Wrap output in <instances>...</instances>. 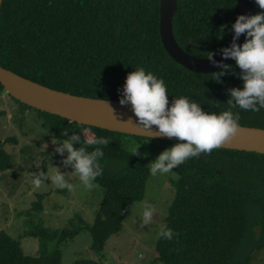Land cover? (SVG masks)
Returning <instances> with one entry per match:
<instances>
[{"label":"trees","instance_id":"obj_1","mask_svg":"<svg viewBox=\"0 0 264 264\" xmlns=\"http://www.w3.org/2000/svg\"><path fill=\"white\" fill-rule=\"evenodd\" d=\"M236 4L237 0H178L176 42L196 58L216 55L230 38ZM158 7L160 0H4L0 66L56 91L117 102L127 74L142 67L163 79L169 106L183 96L207 113L230 110L227 90L242 89L243 80L229 73L217 81L214 73H194L173 60L161 41ZM261 12L255 4V14ZM230 65L240 72L235 60ZM4 92L0 84V96ZM34 111L46 120L53 139L63 141L72 134L82 141L89 135L110 138L99 161L103 174L94 181L104 191L103 200L91 226L77 217L71 227L27 231L23 237L39 241L34 256L25 255L22 237L14 239L1 231L0 264H60L58 247L84 228L92 237L91 250L101 254L121 230L129 207L142 201L148 176L147 167L122 147V140L156 141L162 147L180 142L120 134ZM231 111L239 112V125L264 129V108ZM5 144L0 139V172L11 165ZM173 185L165 226L179 236L157 239L151 264H250L251 250L264 248V155L219 148L178 166ZM44 198L38 196L36 213L42 211ZM255 227L258 236H252ZM76 264L100 263L88 259Z\"/></svg>","mask_w":264,"mask_h":264},{"label":"rangeland","instance_id":"obj_2","mask_svg":"<svg viewBox=\"0 0 264 264\" xmlns=\"http://www.w3.org/2000/svg\"><path fill=\"white\" fill-rule=\"evenodd\" d=\"M0 139L11 157L10 167L0 172V232L4 231L14 239H20L25 255L34 256L39 249V241L23 235L36 227L52 230L71 227V221L80 217L86 226H91L98 213L103 189L98 187L86 191L73 169L62 163V157L55 151L59 141L53 139L46 120L31 109L17 104L4 92L0 96ZM140 145L139 155H135L148 169L141 202L132 204L125 215L121 230L106 243L101 254L91 250L92 237L83 229L74 239L62 243L58 249L61 254L60 264H76L78 261L92 259L100 264H151L155 257L156 234L160 225H165L170 206L174 199L173 183L178 177V167L165 175H150L149 164L166 149L175 144L162 147L156 141L138 142L131 138L122 140V147L129 151L132 143ZM57 168L64 173L73 190L59 189L46 180L39 189L31 183L30 173L43 172L52 175ZM38 196H44L42 211L36 213L33 206L38 203ZM143 202L154 205L157 209L154 222L140 226ZM75 224H77L75 222ZM259 235L255 227L254 235ZM252 237H250L251 240ZM250 264H264V248L251 250ZM160 264V263H154Z\"/></svg>","mask_w":264,"mask_h":264},{"label":"clouds","instance_id":"obj_3","mask_svg":"<svg viewBox=\"0 0 264 264\" xmlns=\"http://www.w3.org/2000/svg\"><path fill=\"white\" fill-rule=\"evenodd\" d=\"M260 9L264 10V0H255ZM234 36L230 47L221 48L219 53L223 59H234L239 73L232 70L231 65L216 61L215 53L209 52L207 59L221 69L216 74V80L231 73L243 80V88H230V99L227 101L230 110L220 114L207 113L201 106L191 102L186 97L174 98L169 106L167 88L163 79L157 78L151 72L138 67L127 74L119 103L131 105L136 118V126L145 130H154L156 137L177 138L171 148L164 150L154 162L150 163V175H165L190 158H199L201 154L210 155L230 144L239 132V112L233 113L231 109L239 107L242 110L259 112L264 108V12L255 15H239L232 25ZM245 35L242 45L236 43L237 39ZM129 120H133L131 117ZM155 126V128H153ZM86 133L88 129L84 130ZM63 135H67L64 132ZM81 144L79 148L74 144ZM110 138L87 136L83 141L79 134H72L68 139L59 143L55 151L62 157L67 152L66 159L62 160L65 167L70 166L73 175L78 177L80 184L86 191L98 187L94 181L102 176L103 168L99 163L104 156L103 147L108 146ZM93 150L89 151V148ZM140 145L135 142L129 148L132 155H139ZM52 175L43 172L30 173L31 183L39 189L46 180L59 189L73 190L74 185L68 182L64 173L57 168ZM140 226L150 225L154 222L157 209L154 205L143 202ZM123 215V210L121 211ZM179 233L174 232L165 225H160L156 234L157 239L171 241L178 238Z\"/></svg>","mask_w":264,"mask_h":264},{"label":"water","instance_id":"obj_4","mask_svg":"<svg viewBox=\"0 0 264 264\" xmlns=\"http://www.w3.org/2000/svg\"><path fill=\"white\" fill-rule=\"evenodd\" d=\"M4 0H0V11ZM255 0H237L233 24L239 15H255ZM178 0H160V37L170 57L187 70L198 74H211L221 69L215 67L208 59H200L184 52L176 42L173 32V20L177 13ZM234 30L223 48L230 47ZM245 42L242 34L236 41L238 45ZM216 61L223 58L220 53L213 57ZM234 59H223L230 65ZM0 84L5 92L20 104L33 110L49 113L79 125L92 126L120 134L137 136L162 141H179L177 138L156 137L154 130H145L136 126V118L131 105H121L117 101L95 100L71 95L50 89L28 80L0 66ZM133 120H129V118ZM240 126L239 132L230 144L222 149L252 152L264 155V129ZM155 128V126H153Z\"/></svg>","mask_w":264,"mask_h":264}]
</instances>
